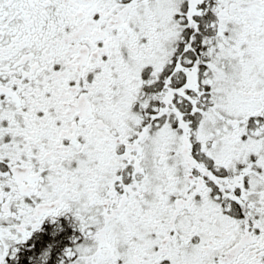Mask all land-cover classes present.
<instances>
[{"label":"snow or ice","instance_id":"1","mask_svg":"<svg viewBox=\"0 0 264 264\" xmlns=\"http://www.w3.org/2000/svg\"><path fill=\"white\" fill-rule=\"evenodd\" d=\"M0 264H264V0H0Z\"/></svg>","mask_w":264,"mask_h":264}]
</instances>
